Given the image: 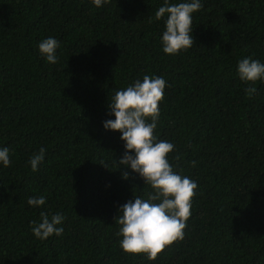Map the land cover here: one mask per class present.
<instances>
[{
  "label": "trees",
  "instance_id": "trees-1",
  "mask_svg": "<svg viewBox=\"0 0 264 264\" xmlns=\"http://www.w3.org/2000/svg\"><path fill=\"white\" fill-rule=\"evenodd\" d=\"M164 2L0 0V148L11 160L0 164V264H264V79L238 75L244 58L264 64V0H201L195 42L175 56L163 51L167 16L155 20ZM48 37L56 64L39 51ZM145 75L166 81L155 135L198 185L184 239L155 261L120 247L119 207L153 189L119 169L125 142L104 128L115 92ZM41 212L65 217L62 235H34Z\"/></svg>",
  "mask_w": 264,
  "mask_h": 264
},
{
  "label": "clouds",
  "instance_id": "clouds-1",
  "mask_svg": "<svg viewBox=\"0 0 264 264\" xmlns=\"http://www.w3.org/2000/svg\"><path fill=\"white\" fill-rule=\"evenodd\" d=\"M92 2L96 7H102L111 0ZM202 7L201 0L178 4H169L165 0L164 6L155 12L157 21L167 16L166 30L162 35L166 54L179 55L193 46L192 14ZM59 46L58 40L48 37L39 43V51L48 63L56 64ZM238 75L246 84H254L264 79V64L251 57L244 58L238 63ZM165 88L166 81L162 77L145 75L142 82L137 80L133 85L116 91L108 103L110 115H114L115 120L104 122L106 130L120 132V138L125 142L126 151L116 161L119 169L121 166L130 168L153 189L147 194V199L135 196L134 201L129 200L120 206L119 215L114 218L115 223L120 225L116 235L122 237L119 243L123 251L133 255L145 254L150 261H155L166 248L184 239L198 188L194 180L177 174L169 162L168 156L175 146L168 141L158 140L155 135L160 117L159 104L164 99ZM245 91L251 96L256 88L248 87ZM45 152L46 149L40 148L39 153H34L30 158L33 172L43 162ZM195 163L192 161L193 166ZM0 164L5 168L11 164L7 147L0 148ZM129 176L127 171L123 172L125 180ZM27 202L33 207L44 206L46 198L33 196ZM40 217L39 223L32 222V231L38 239L47 240L52 235L63 234L64 229L59 226L65 220L62 214H53L49 219L48 214L41 212Z\"/></svg>",
  "mask_w": 264,
  "mask_h": 264
}]
</instances>
